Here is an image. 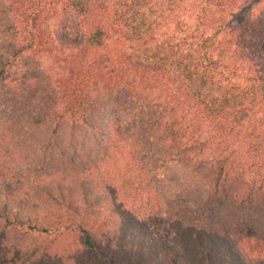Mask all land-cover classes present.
<instances>
[{
	"label": "trees",
	"instance_id": "1",
	"mask_svg": "<svg viewBox=\"0 0 264 264\" xmlns=\"http://www.w3.org/2000/svg\"><path fill=\"white\" fill-rule=\"evenodd\" d=\"M106 115L119 141L132 139L137 179L151 161L164 177L176 162L206 186L181 196L162 186L172 179L146 182L163 191L148 199L165 208L173 241L117 190L132 179L104 181L74 142L106 137ZM64 125L69 151L56 140ZM15 136L36 138L38 184L57 205L39 204L38 217L104 207L77 225L85 264H264V0H0V152ZM8 186L0 179L5 223L43 233L58 223L20 218ZM54 247L0 254V264L79 255Z\"/></svg>",
	"mask_w": 264,
	"mask_h": 264
},
{
	"label": "rangeland",
	"instance_id": "2",
	"mask_svg": "<svg viewBox=\"0 0 264 264\" xmlns=\"http://www.w3.org/2000/svg\"><path fill=\"white\" fill-rule=\"evenodd\" d=\"M111 108L112 107H108L107 111L110 112ZM119 108H121V106H119ZM123 113L127 114V112L123 109L119 112L120 116ZM110 120L111 117L106 115L104 119L105 122L103 123V125L107 128V130H105L106 137H103L101 140L87 138L85 143L81 141L82 138L76 137V140L74 141L75 138L71 139L69 136L68 126L64 125L61 127L60 137L56 139L58 141L57 143L62 150L65 149L66 151H69V143L73 141L77 142L78 148H80L81 145V147L86 150L87 154H89L91 160H93L100 169V172L92 171L95 170L94 168L90 171L98 176H101V178L106 182L114 184L113 181H117L119 183L123 179H132V185L125 184L121 186L119 183V185H117L119 186L117 190L121 188L122 191H125V196L123 197L125 198L127 196L126 198L128 201L135 203L137 212L145 213L143 215L144 220L146 219L145 221L158 225L160 231L167 237V239L173 241V238L171 236L168 237L166 234V232H169L170 222L165 214V208L156 205V203L158 204L160 201L154 202V200L148 199V193L153 196V192L159 191V194H162L163 191L159 189L157 190L155 187L150 185L146 186V182L152 179H158V181H164L163 179L166 181V178L167 181L172 179L171 183L165 182L162 186H164L166 191L175 195L179 194L181 196L190 195L196 192L197 188L205 190L206 186L203 185V182H200L184 164H178L176 162L169 165L164 177L162 173H156V171L162 172L163 169H154L156 165L151 161L149 163V169L154 171H142L144 174L137 179L135 177L137 175V171H132L135 169V164H132L134 163V160L131 158L132 152L129 151V148L131 149L130 141L132 139L127 137V141L129 143L125 145L122 141H119L121 134L119 135V133H117L116 126L114 123L112 124V121ZM126 122L127 118H125L124 121H121V119L119 121V123L128 127L130 124ZM46 128V126H43L41 130L42 134L47 132ZM38 134L40 133L36 134L37 137ZM42 134H40L39 138H43ZM17 138H19V141L15 139V142L10 140L5 145L6 148L0 152V179L2 182L9 185L8 188L4 187L5 193H3L11 199L12 204L18 210L22 211L19 214V217L23 220H27V218L34 219L35 217H38L36 208L39 207V204L53 207H56L57 205L54 203L55 201L46 195L45 190H42L41 185L38 184L39 177L37 176L38 171L35 164L37 154L34 149L36 138H29L28 142H20V137ZM39 140L41 139H37L38 142ZM77 140L80 141L78 142ZM58 158L64 162L66 160V156L64 154H58ZM140 178L143 180H139ZM186 179H188L187 183L182 184V182ZM140 181H145V184L136 188L135 186H139L141 183ZM49 188L52 191V187L49 186ZM106 193L110 194L109 192ZM12 195L16 196V200ZM60 206L61 205L57 208H60ZM86 206H89V209H86ZM103 208L104 207L102 206L96 207L94 204L82 203L80 211L76 215L62 209L59 213L56 209L49 210L46 214H43L41 211L38 218H40L42 222L47 220L58 222L51 230L45 232L46 234L43 232H28L25 226H16L13 228L12 225H8V222L5 223L3 218H0V236L3 237V241H0V249L5 251L4 253L1 251L0 254L9 256V254L16 255L18 251H30L36 249V253L45 251L48 255L50 254L48 250L55 252L56 248L54 246L58 245L59 247V242L61 241V243H66L70 251L77 250L79 252L78 256H74L75 259L70 261V263L66 262L65 264H85L83 260L85 249L79 237L77 225L81 224L84 227L94 225L97 223L98 218L104 216V213H99V211ZM194 208L192 210H198L197 207ZM38 211L40 210L38 209ZM68 212L70 213L69 215ZM63 223L67 224L68 231H64V233L60 234V230H58V228ZM71 230L72 232H69ZM8 249L10 250L9 253L6 251ZM49 258L50 257L45 259L46 261L43 259L45 263H49ZM34 260L35 258L32 259V261Z\"/></svg>",
	"mask_w": 264,
	"mask_h": 264
}]
</instances>
